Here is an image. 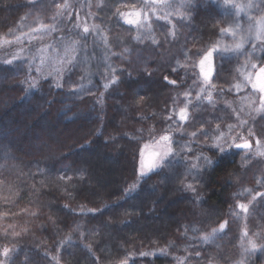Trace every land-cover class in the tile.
Returning a JSON list of instances; mask_svg holds the SVG:
<instances>
[{
    "label": "trees",
    "instance_id": "trees-1",
    "mask_svg": "<svg viewBox=\"0 0 264 264\" xmlns=\"http://www.w3.org/2000/svg\"><path fill=\"white\" fill-rule=\"evenodd\" d=\"M41 1L33 6V0H0V38L11 41L3 44L0 40V223H5L0 225V248L15 249L10 254L12 264H57L53 257L59 264H120L125 259L127 264L227 263L231 256L227 251L234 245L230 242L221 250L218 239L212 240V251H199L198 260L193 253L185 260L177 255L182 243L194 237L190 228L199 221L186 218L197 212L188 204L190 195L197 196L204 208L195 217L212 222L210 227L226 216L231 192L227 177L239 168L241 150L220 156L213 148L194 142L191 154L202 152L216 161L213 169L195 177L186 174L189 153L183 149L192 139L170 131L172 147L178 153L172 166L150 175L140 182L138 191L126 196V189L136 179L133 172L140 151L169 129L163 102L182 89V84L168 82L178 79L169 69L151 74L143 66L131 69L134 76L125 77L123 71L117 77L119 82L112 84V71L104 68L102 54L95 53V44L100 49L103 44L80 36L76 38L80 40L76 63L62 74V87L57 88L55 76L36 71L40 65L37 49L50 45L49 40H61L57 33L68 32L77 5H69V16L58 20V31L51 34L54 38L16 40L20 29L25 32L33 25L24 15L36 6L52 8L55 0ZM213 1L216 5H202L201 9L192 6L190 21L177 23L188 35L199 36L197 45L214 35L217 20H222L220 27L227 23L225 28H231L235 17L247 34L248 17L262 15L257 8L237 15V9L231 7L237 0L229 4ZM129 5V0H103L98 15L110 21L112 31L119 32L125 21L120 24L117 9ZM54 10L58 12V8ZM240 31L237 29L238 36ZM228 35L219 39L230 43ZM72 39L60 41L56 50L48 48L47 55H63L64 45ZM16 54L19 59L13 60ZM34 55L36 59H30ZM236 62L233 58L227 66L228 62L217 61L219 70L234 63L237 66ZM42 67L45 73L51 71L47 64ZM32 78L38 80V87L26 92ZM153 128L155 136L149 133ZM128 134L140 139L133 141ZM181 181L193 184L197 191L185 190ZM259 260L250 255L243 264H260Z\"/></svg>",
    "mask_w": 264,
    "mask_h": 264
},
{
    "label": "rangeland",
    "instance_id": "rangeland-1",
    "mask_svg": "<svg viewBox=\"0 0 264 264\" xmlns=\"http://www.w3.org/2000/svg\"><path fill=\"white\" fill-rule=\"evenodd\" d=\"M44 1L45 0H42L41 4L44 3ZM219 1L224 2V0ZM102 2L103 0H55L52 8L48 5L45 7H43V5H38L39 7L36 6L35 8H32L30 14L24 15V18L29 19L33 25L28 27L25 32H22L24 29H20L21 34H18V38L19 40L25 41L38 36L40 38L42 37L41 40H44V42L48 37L54 38L51 35L54 31L38 34L32 32L31 29L39 28L42 24H55L56 26L59 19L67 18L71 13L69 5L71 8H73L74 5H77L75 11H78V13L75 16V19L68 25V32L57 33L59 36H61L59 37L61 40H49V44L54 50H56V46L60 44V41L63 42L69 38H73V41L76 40V38L82 36V26L86 24L89 26L91 33L90 35H86V37L92 38L94 41L97 40L98 43L100 42L103 44L102 49H100L99 46L95 44V50L97 51H95V53L102 54L101 57L104 60V68L108 69V71H113V69H115V74L117 77L121 76L123 71V76L125 77L134 76L136 72L131 71V69L135 68L134 66H143L144 68L142 69L149 71L151 74L161 73L165 70L168 71L169 69L173 74V77L177 76V83L180 82L182 84V89L167 96L163 102L164 104L162 105L165 106V109L163 110L164 114L172 117V119L168 118V132L171 131V133L186 134L189 139L193 140L189 134L191 132L197 131V129L201 127L205 129L215 128L216 124L219 123L221 124L223 130L227 132L228 129L226 125L233 124L236 127L235 130L230 133V135L235 136L237 133H240L246 138L251 139L254 145L253 150L255 149V140L257 138L264 137V132L261 131V128L264 127V120H262L256 112L252 111V108L259 107L258 102L252 105L250 108L248 100H244L243 103H241V100L242 97L245 96H249L252 100H255L256 97L254 95H250L252 92L250 87L246 90H233L229 92V84L226 83L227 81H231L232 83L237 82L233 80L234 76L239 75L235 70L236 68H240L241 71H245V69L241 66L243 65L246 57L240 56L239 61L236 60L237 66L234 63L231 64L233 67L219 70L220 77L218 80H214L217 88L210 89V91H212L213 101L215 103L214 107L206 99L197 100L199 86L193 83L195 80H197V77L193 73L199 72V58L193 54L197 52V50L207 46L211 41L219 39L221 35L218 33V29L220 27L218 24L222 22V20H217L214 22L216 24L215 26H217V28H215L214 35H209V37H211L208 38L207 41L202 42V45H197V39L199 37L198 35H188L185 27H178L177 23L180 22L183 24L185 20L191 18L190 10L192 6L201 9L202 5H216L213 0H167V4L169 6L164 7L157 5L155 12H153L151 9L144 8L145 0H129L130 5L121 12L128 13L133 11H142L147 12L148 14V24H150L151 27L149 28L146 24L144 28L139 30L142 42L133 39V37L137 35L136 25H128L125 23V25H121V31L120 29L119 32H114L115 30L112 31L114 26L110 25V21L106 20V18L104 20L98 15V12L102 7ZM148 2H151V0H148ZM199 2L200 4H198ZM253 2L259 3V0H253ZM65 3L68 5V7H58L60 5H64ZM242 3L246 4V0L236 1V4ZM54 8H56V10L58 8V12H56ZM165 15L168 17L167 21L157 18L163 17ZM182 16L186 17V19L181 21L180 18ZM53 17H55V19H53ZM123 20L124 18L121 17L120 24L124 23ZM168 21H170V23ZM189 21L190 20H188V22ZM77 24L81 25V27H74V25ZM94 25L98 26L95 30H93ZM173 25H175V39L169 35V33L173 30ZM229 25L230 24L223 23L222 26L229 27ZM64 26L67 28V23ZM256 27L258 28L259 25H256ZM55 31H58L57 27ZM160 32L162 34L165 33V35H158ZM224 36L226 37V35ZM104 37H107V44L104 42ZM148 37H154L158 43L153 44L152 39ZM237 38H239V36ZM228 39L231 43L232 36L228 35ZM21 43L22 42H19V44ZM125 47L129 48L128 52L123 51ZM79 51L80 49H77L74 55L76 56ZM185 52L188 53V58L185 57ZM255 55L260 56L261 53L257 51ZM38 60L40 61V59ZM177 60L180 61L181 66L177 65ZM193 61H196L197 63L195 69H193L192 66ZM230 63L231 62H228L227 66L230 65ZM124 66L126 67L124 68ZM173 68L176 70L173 71ZM247 71H252V69L248 68ZM197 84L203 86L202 77L197 81ZM221 87L224 89L222 93L218 90ZM185 92H189L190 95L185 96ZM200 95L203 97L206 96L207 93H202ZM226 101H231L230 107L225 103ZM185 106H187L190 117L187 123L181 122L179 120V110ZM241 108L243 111H241ZM233 109H236V112H233ZM237 114L240 115L241 119L247 120V125H241L239 123L236 118ZM153 124L158 123L153 122ZM177 128H179L178 131L171 130ZM248 129L255 131L256 136L249 137ZM144 142L145 140L142 139L141 144ZM194 142L202 143L207 147H210V141L205 142L204 137H199V139H196ZM194 142L191 144V148L194 147ZM148 145H150L149 148L145 149L143 147L142 149L145 153V156H147L150 152L161 150L156 146L155 142L148 143ZM245 151L246 150H241L240 154L244 155ZM194 155L195 154L189 153L188 160H191ZM239 163L241 164V159ZM240 164L239 168L227 177V181L229 182L231 188L229 195V207L227 208L228 211L225 213L226 216L220 219V222L227 220L229 222V229H226L225 232L220 233L215 239L220 241V245L222 247L221 250H223L230 242H232L234 245L232 250L227 251V254L231 256L229 257L228 262L225 264H239L241 260L244 261L250 255L254 258L258 257L261 264L264 263V252L258 249L252 250L248 244V239L251 238L257 243V245L264 243V239H261L260 236L255 235L256 233L264 235V200L256 196V193L264 192V158L251 157L249 165L244 168H241ZM138 168L139 163L137 164V167L135 166L133 172L135 176L137 175ZM246 189L251 190V192L245 191ZM238 193L243 194L237 195ZM253 196H256L255 200H253ZM189 200L190 201H188V204L194 206L195 210H197L195 216L204 213L202 211L204 208L201 207L197 196L190 195ZM238 203L247 204L249 207V212L247 214L241 212V210L236 207ZM230 209H234V212L230 213ZM195 216L186 217L189 220L197 219L200 222L198 221L194 223L190 228V232L194 235V237L189 239L187 242L182 243V246L180 247V253L177 255L181 260H185L192 253L194 258L198 260L201 256L199 253L200 250H213L214 242L210 241L208 243H204L202 237L205 234L211 232L212 228L218 227L220 222H217L213 227H210L208 224L212 222H207L206 219L200 220ZM2 224L5 223H0V225ZM206 229L208 230L206 231ZM245 229L247 230L248 236L243 237L242 247L241 237L243 236ZM226 240L228 241L225 243ZM245 248H248L249 250L245 251Z\"/></svg>",
    "mask_w": 264,
    "mask_h": 264
},
{
    "label": "snow or ice",
    "instance_id": "snow-or-ice-1",
    "mask_svg": "<svg viewBox=\"0 0 264 264\" xmlns=\"http://www.w3.org/2000/svg\"><path fill=\"white\" fill-rule=\"evenodd\" d=\"M37 0H33V6H35ZM225 4H229L230 0H224ZM161 5L164 7H168L167 0H151V2H148V0H145L144 8L145 9H151L153 12L156 10V6ZM58 7L66 8L68 5L65 3L64 5H60ZM231 7L237 9V15L239 12L244 11L245 9H253L257 8L259 9L260 15L259 18L257 17H248L249 25L247 34H244L243 29L241 28V25L237 22L236 18H232V24L233 27L231 28H225L220 27L218 29V32L221 36L230 34L232 36V42L231 43H224L221 39L213 40L211 41L207 46L197 50L193 55L198 57V67L199 72H194L193 74L197 77V80H195L193 83L197 86H199V93L197 94V100L206 99L210 104L215 106V103L213 101L212 91L210 89H216L217 85L214 83V80H218L220 77V67L221 65L217 63V61H224V62H231L233 58H235L237 61H239L240 56L246 57L244 60V63L241 67L245 69V71H241L240 68H236V72L239 74L238 76H234L233 80L237 81L235 83H232L231 81H227L226 83L229 84V92L236 90H246L249 87L251 88L252 92L250 95H254L256 97L255 100L250 99L249 96L242 97L241 103H243L244 100L249 101L250 108L252 105L256 104L258 102L259 107L252 108V111L256 112L262 120H264V0H259V3L253 2V0H250L247 4H235L232 3ZM117 15L124 18V21L128 25H136L137 26V35L133 37L136 41H141V36L139 34V30L141 28H144L145 25L150 28L151 25L148 24V14L147 12L142 11H133V12H121L119 9H117ZM134 17V18H133ZM158 19H164L168 20L167 15L163 17H157ZM55 19V17H53ZM181 21L183 19H186V17H181ZM170 23V21H168ZM256 25H259L257 28ZM74 27H81V25L77 24L74 25ZM83 27V34L81 36V39H86V35H90V29L89 26L86 24L82 26ZM98 26H93V30H95ZM215 27V25H214ZM237 29H241L238 37ZM56 30L55 24L52 25H41L39 28L31 29L32 32L35 33H48ZM175 39L176 33H175V25H173V30L169 33ZM42 38V37H41ZM152 39L153 44H157L158 41L154 37H148ZM2 40L3 44H10L11 41L7 39L0 38ZM17 40L19 38L17 37ZM105 44L108 43L107 37H104ZM142 42V41H141ZM250 44V47L246 48L245 45ZM80 45V40H73L69 43H66L64 45L63 49V55L57 54L56 56H48L47 51L48 48L52 47L51 45H45L42 48L37 49V53L40 56V65L36 67V71L40 72L41 75H47V76H55L57 78L56 87L60 88L62 87L61 83L59 82V79L62 78V74L66 70H70V67L76 63V56L74 53L76 52L77 48ZM124 52H128L129 48L125 47L123 49ZM259 51L261 53L260 56H256L255 53ZM122 55V53H121ZM185 57L188 58V53H184ZM19 59V54H16L13 56V60ZM30 59L34 60L36 59V56H32ZM13 60H5L4 63L6 64H12ZM51 62V63H49ZM48 65V67L51 68V71H48L45 73L43 71L44 65ZM59 64V67H52V65ZM177 65H180V61L177 60ZM193 69L197 66L196 61H193ZM250 68L252 71H247V69ZM31 69V65H29V70ZM173 71L176 69L173 68ZM115 69H113L112 74L110 76V81L112 84L118 83V78L115 75ZM202 77L203 86H200L197 84V81ZM242 77V79H241ZM165 80H168V77L164 78ZM170 84L175 85L177 82L175 80H168ZM38 87V80L36 78L31 79V83L28 84V89H26V92L31 90L32 88ZM109 87L108 83L104 84V88L107 89ZM83 89V86H81V90ZM221 93L224 91V89L221 87L218 89ZM207 93L206 96L201 97L200 94ZM185 96L190 95L189 92L184 93ZM97 102H99V99H97ZM226 104L228 106H231V101H226ZM233 112H236V109L232 110ZM241 111L243 109L241 108ZM237 120L241 125H247V120L241 119L240 115L237 114ZM169 119H172L170 116ZM189 113L187 106L184 108H181L179 110V120L181 122L187 123L189 121ZM228 131L225 132L223 128L221 127V124H216L215 128H208L205 129L203 127L197 129V131L191 132L189 135L193 138V140H190L186 142L183 145V149H185L188 153H193L194 150L191 148V144L196 140L199 139V137H204L205 142L210 141V147L213 148L218 155L222 156L225 153L233 151V149H239V150H246L244 155H241V164L240 167L244 168L249 165L250 158L251 157H261L264 158V137L257 138L255 140V149L253 150V142L251 139L246 138L240 133H237L235 136L230 135L235 130V125L233 124H227L226 125ZM172 131H178L177 129H171ZM164 134L159 135V139L155 141L156 146L160 148V151H154L148 153L147 156H145V153L143 150L140 151V158H139V168L137 170L136 179L132 182V184L126 189L125 195L127 196L130 193L136 192L139 189L140 182L145 180L146 178H149L152 174H161L166 168H170L172 166V158L175 155H178V153L174 152V149L172 147V136L168 134V130H163ZM261 131L264 132V127L261 128ZM149 133L153 136L156 135L154 129H149ZM130 135V139L133 141H138L140 138L137 137L135 134H128ZM248 136H256V132L252 129H248ZM112 139H115V137H112ZM239 141V142H237ZM150 145L145 144L144 148H149ZM187 160V157H185ZM216 161L213 160L211 157L204 155L201 153H196L194 157L191 160H188V167L186 169V174L188 175H194L195 177H202L204 174H206L209 170L213 169L215 167ZM83 170H81L82 172ZM181 183L184 185L185 190H190L193 192H196V188L191 183L185 184L184 181H181ZM245 191L251 192V190L246 189ZM243 193H238L237 195H242ZM256 196L260 197L262 200H264V192H258L256 193ZM256 196H253V200L256 199ZM241 212L247 214L249 212V207L247 204L244 203H238L236 205ZM88 211H96L94 209H89ZM234 212V209H230V213ZM226 229H229V222L227 220H224L223 222H220L218 227H214L211 229V232L205 234L202 237V240L204 243H208L212 240H214L220 233L225 232ZM195 230V229H193ZM18 235V233L16 234ZM255 235L260 236L261 239H264V235H261L260 233H256ZM248 233L247 230L243 232V236L241 237L243 247V237H247ZM70 239V237H69ZM248 244L252 250H260L264 252V243L257 245V243L252 240L251 238L248 239ZM248 248H245V251H248ZM14 248H9L7 246H4L0 248V264H12L11 261V253H14ZM162 253L166 251V249L160 250ZM198 254V253H197ZM140 255L146 256L149 255L147 252H141ZM54 260H56L57 264H59V259L57 257H53ZM120 264H127V260H123L120 262ZM178 264H183V261L178 260ZM239 264H243V260L239 262Z\"/></svg>",
    "mask_w": 264,
    "mask_h": 264
}]
</instances>
